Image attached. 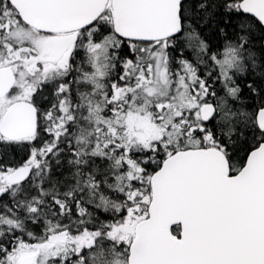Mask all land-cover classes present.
Masks as SVG:
<instances>
[{"label":"snow or ice","instance_id":"obj_1","mask_svg":"<svg viewBox=\"0 0 264 264\" xmlns=\"http://www.w3.org/2000/svg\"><path fill=\"white\" fill-rule=\"evenodd\" d=\"M0 264H264V0H0Z\"/></svg>","mask_w":264,"mask_h":264}]
</instances>
